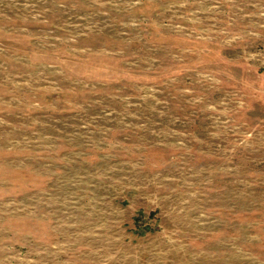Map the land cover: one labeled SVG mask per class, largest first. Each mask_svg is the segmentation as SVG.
I'll return each instance as SVG.
<instances>
[{"label":"rangeland","instance_id":"rangeland-1","mask_svg":"<svg viewBox=\"0 0 264 264\" xmlns=\"http://www.w3.org/2000/svg\"><path fill=\"white\" fill-rule=\"evenodd\" d=\"M0 264H264V0H0Z\"/></svg>","mask_w":264,"mask_h":264}]
</instances>
